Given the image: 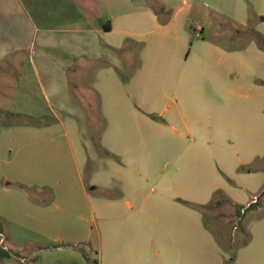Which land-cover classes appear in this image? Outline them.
Here are the masks:
<instances>
[{
	"label": "rangeland",
	"instance_id": "obj_1",
	"mask_svg": "<svg viewBox=\"0 0 264 264\" xmlns=\"http://www.w3.org/2000/svg\"><path fill=\"white\" fill-rule=\"evenodd\" d=\"M193 1L209 7L178 16L165 71L143 42L126 58L54 14L29 20L59 0H0V38L21 46L0 61V264H75L55 248L73 244L93 245L90 264H264V0Z\"/></svg>",
	"mask_w": 264,
	"mask_h": 264
},
{
	"label": "crops",
	"instance_id": "obj_2",
	"mask_svg": "<svg viewBox=\"0 0 264 264\" xmlns=\"http://www.w3.org/2000/svg\"><path fill=\"white\" fill-rule=\"evenodd\" d=\"M157 3H161V5H157ZM58 4L59 11H53L52 5L53 2L49 3V5L45 9H43V17L38 20H33L31 17L29 20L34 23L42 24V26L49 25V18L51 15H56L59 22L58 24L69 25L71 27H75L73 32L79 33L81 35L89 33L94 34V37L90 40V44L92 45V50L94 51L95 46H99V43L102 47H106L109 50H112L115 53H121L123 57L128 58L129 54L132 53L129 50V43H137L143 42L150 47H154L153 51H148L144 53L143 51L140 52V57H147L150 54V58H154L158 68L164 67L166 63L165 71L171 70V65L174 63L175 60H179V58H183V54L178 49V44L181 40L188 37V34H185L182 28H179L177 19L178 16L185 17V23L193 24L190 19L193 11L196 12L201 11L203 8L209 7V3L206 1H202L200 3H195L193 0H59ZM56 5V7L58 6ZM163 6L165 11L167 12V19L162 20L161 15L157 12L158 7ZM55 7V8H56ZM63 8V9H62ZM93 12L91 14L90 12ZM10 12H7V7L2 9L0 7V25H4L2 22V18L4 15L8 17ZM89 17L95 19L98 24L96 26L93 22L89 21ZM110 26V28H106V26ZM140 25L141 29H138ZM139 31H138V30ZM203 30V28L201 29ZM101 33V34H100ZM113 34L116 33L117 37L113 40L104 39L101 35L103 34ZM149 36L145 41H139L136 39H132L130 37H139V36ZM80 40V36H79ZM86 39L82 40L85 41ZM169 40H173L172 43V51H170V43ZM15 40L8 39L7 37L0 38V61L1 59L6 58L7 56L17 54V51L21 50V46L18 44H13ZM143 47V46H142ZM219 46L216 45L215 48ZM86 55H95V54H86L84 52L81 57L84 59ZM102 55V54H100ZM80 56V55H79ZM74 57H78L77 55L71 54L68 55L67 53H51L47 55V58L53 59L56 63L61 65L62 59H71ZM97 59V56H94ZM100 57V56H98ZM186 59V55L184 56ZM144 60L140 59V65L132 71V80L137 82V76L140 74L142 70H144ZM70 65V62L68 63ZM109 65L114 67L117 71L120 70L117 63L110 62ZM158 68H151L152 71L159 70ZM65 72L66 70L63 69ZM116 84L113 80H108V84ZM122 84L130 83L129 80L121 79ZM93 91H96V87L93 86ZM35 134H48L47 138H49L48 129H40L35 132ZM52 137L62 138L66 137V132L63 130L57 133H51ZM71 150V147H69ZM56 153H60L61 148L59 146L54 147ZM59 164H57L58 166ZM76 172L80 173L79 165H75ZM61 178L62 175L60 174ZM137 177H141L142 173L137 172ZM170 188V187H169ZM136 192V188L132 190ZM76 193L80 198H85L87 201V208H90L91 217L94 219V213L92 208L90 207L89 195H88V188L84 184L82 176H79V179L76 183ZM125 204L128 205L129 201H125ZM89 205V207H88ZM132 208V207H131ZM76 220L79 218L81 219V214L79 210H72ZM69 230L71 231L72 238H77V227L76 223L69 224ZM74 236V237H73ZM77 241V240H76ZM79 241V240H78ZM92 247L93 245H57L55 248L57 250L66 254L67 259L73 258L75 264H90L91 254L87 253L86 250L88 247ZM94 250V248H93ZM4 256V255H2ZM25 259L21 258V262H24Z\"/></svg>",
	"mask_w": 264,
	"mask_h": 264
},
{
	"label": "trees",
	"instance_id": "obj_3",
	"mask_svg": "<svg viewBox=\"0 0 264 264\" xmlns=\"http://www.w3.org/2000/svg\"><path fill=\"white\" fill-rule=\"evenodd\" d=\"M106 28H108V29H109V28H110V26L108 25V26H106ZM0 254H1V255H5V253H0Z\"/></svg>",
	"mask_w": 264,
	"mask_h": 264
},
{
	"label": "built area",
	"instance_id": "obj_4",
	"mask_svg": "<svg viewBox=\"0 0 264 264\" xmlns=\"http://www.w3.org/2000/svg\"><path fill=\"white\" fill-rule=\"evenodd\" d=\"M256 197L253 198V202H255Z\"/></svg>",
	"mask_w": 264,
	"mask_h": 264
}]
</instances>
